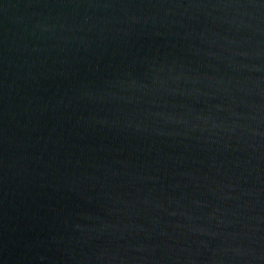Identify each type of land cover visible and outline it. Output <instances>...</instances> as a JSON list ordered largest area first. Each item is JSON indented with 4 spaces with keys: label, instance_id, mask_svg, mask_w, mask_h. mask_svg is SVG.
<instances>
[{
    "label": "water",
    "instance_id": "95a60500",
    "mask_svg": "<svg viewBox=\"0 0 264 264\" xmlns=\"http://www.w3.org/2000/svg\"><path fill=\"white\" fill-rule=\"evenodd\" d=\"M0 264H264V0H0Z\"/></svg>",
    "mask_w": 264,
    "mask_h": 264
}]
</instances>
